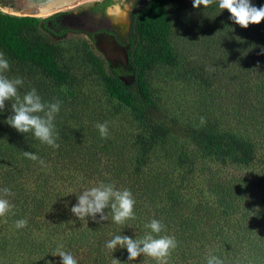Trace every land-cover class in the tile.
Returning a JSON list of instances; mask_svg holds the SVG:
<instances>
[{
	"label": "trees",
	"instance_id": "1",
	"mask_svg": "<svg viewBox=\"0 0 264 264\" xmlns=\"http://www.w3.org/2000/svg\"><path fill=\"white\" fill-rule=\"evenodd\" d=\"M179 1L133 2L135 41L126 51L130 79L93 55L105 93L135 123V132L120 127L107 139L96 125L109 128L114 108L86 105L73 89L59 46L40 31H66L57 15L30 20L0 12V53L10 63L4 75L23 80L21 98L35 88L45 103L61 102L54 121L59 148L7 124L11 101L0 112V198L13 206L0 216V264H60L52 255L57 251L71 254L78 264H157L146 256L128 261L126 248L106 247L116 235L143 238L153 219L165 226L160 235L178 242L168 264H207L209 256L223 264H264V21L236 26L234 32L231 14L218 5L216 122L204 117L190 124L192 146H177L158 119L146 75L156 65L178 64L166 4ZM112 3L96 1L91 9ZM251 3L264 6V0ZM25 151L45 164L25 157ZM102 183L132 192L135 219L117 224L105 209L109 219L97 223L71 212L77 194ZM18 220L27 226L17 228Z\"/></svg>",
	"mask_w": 264,
	"mask_h": 264
},
{
	"label": "rangeland",
	"instance_id": "2",
	"mask_svg": "<svg viewBox=\"0 0 264 264\" xmlns=\"http://www.w3.org/2000/svg\"><path fill=\"white\" fill-rule=\"evenodd\" d=\"M100 1V0H96ZM95 1V2H96ZM134 0H113L106 9V16L98 21L99 14H94L88 19L89 26L71 24L63 21V26L68 27L63 33H51L40 28V31L60 48L61 57L65 67L68 68L74 91L82 95L86 105L110 109L115 113L108 128L109 137L113 131L123 129L135 132V123L128 110L120 108L116 101L109 98L104 91L103 81L93 55L101 57L87 31L91 27L100 25L104 20L111 22L122 38L129 28V11ZM93 5V4H92ZM84 3L72 7H65L59 12L74 10L80 15V20L85 19L84 12L90 6ZM5 1L0 0V12L11 15H22L9 12L5 8ZM113 9L123 12L121 23L111 21ZM166 9L171 22V42L179 56L175 66L156 65L146 75L147 87L151 98L159 107L158 119L164 122L172 132V142L177 146H192L193 140L187 126L201 122L202 118L210 117L216 122V19L218 14V1L204 9L193 7V0L168 2ZM50 14L40 17H48ZM82 15V16H81ZM87 22V20H85ZM234 24V32H237ZM105 66L108 63L104 60ZM109 68L130 79V70L126 75L120 73L124 67L116 61H109ZM65 90L70 87H64ZM85 105V106H86ZM229 123L233 121L227 120ZM160 154V153H159Z\"/></svg>",
	"mask_w": 264,
	"mask_h": 264
},
{
	"label": "clouds",
	"instance_id": "3",
	"mask_svg": "<svg viewBox=\"0 0 264 264\" xmlns=\"http://www.w3.org/2000/svg\"><path fill=\"white\" fill-rule=\"evenodd\" d=\"M216 0H193V7L204 9L215 3ZM219 8L228 10L230 19L243 28L250 24H259L264 21V6L257 7L251 0H218ZM10 69L9 61L0 53V112L5 111L6 101H11L12 115L7 117L6 123L22 134H30L42 143L53 148H59L57 143L58 133L55 131V118L60 112L61 102L45 103L35 88L27 92L22 98L18 93V86L23 85L19 77L9 79L5 72ZM203 122V118H202ZM102 139L109 136L107 123H98ZM25 157L37 161L41 165L45 162L37 155L25 151ZM5 195H11L8 188H4ZM78 195V202L72 206L71 212L80 220L91 217L97 223L109 219V211L112 220L117 224H124L129 219H135V199L128 189H117L113 184H100L82 191ZM7 199L0 198V216H4L12 209ZM105 209H110L105 213ZM99 214V215H98ZM27 226L26 220H18L17 228ZM150 232L143 238H135L128 235H116L106 243V247L113 252L120 249H127L128 261L136 260L140 256L153 258L157 264H168V257L177 247L178 242L174 236L160 235L165 226L156 219L145 225ZM155 234V235H153ZM61 258L60 264H78L77 260L69 253L57 251L52 254ZM116 260H119L116 258ZM53 264V262H52ZM207 264H223V261L216 256H209Z\"/></svg>",
	"mask_w": 264,
	"mask_h": 264
},
{
	"label": "flooded vegetation",
	"instance_id": "4",
	"mask_svg": "<svg viewBox=\"0 0 264 264\" xmlns=\"http://www.w3.org/2000/svg\"><path fill=\"white\" fill-rule=\"evenodd\" d=\"M135 1V0H134ZM133 1V2H134ZM133 5V3H132ZM93 6V5H92ZM92 6L87 8V10L84 12L85 19L80 20V14L74 10H71L69 12H60L56 17L55 21L58 22L60 25L63 26V21H68L71 24H78L82 26H89L88 19L90 16H93L94 14H99L98 21H102L103 18L106 16V8L102 9L99 8L97 11H92ZM132 7V6H131ZM131 14V8L129 11V30L127 33L124 34V36L121 38L119 36L118 31L113 27L111 22H109L107 19L103 21L102 24L91 27L87 31V34L90 36L95 48L101 52L102 57L107 62L108 59H115L124 53L133 45L135 41V35L131 30L130 27V15ZM82 16V15H81ZM87 20V22L85 21ZM114 21L112 18L111 21ZM47 24L51 26V20L47 21ZM68 28V27H67ZM55 31H58V28H54ZM108 63V62H107Z\"/></svg>",
	"mask_w": 264,
	"mask_h": 264
},
{
	"label": "water",
	"instance_id": "5",
	"mask_svg": "<svg viewBox=\"0 0 264 264\" xmlns=\"http://www.w3.org/2000/svg\"><path fill=\"white\" fill-rule=\"evenodd\" d=\"M5 1V8L7 10H10L9 12H14L19 14V12L22 14L20 16L27 15L30 20H34L37 18H40L42 16H45L44 12L56 14L58 15L59 9L61 6H64L66 4H69L71 2H74L76 0H4ZM96 0H82L85 7L94 4ZM116 61L118 60L119 63L124 67L122 75H126L128 73V70L130 68L127 65V55L126 52L124 55L115 58V59H108V67H109V61ZM130 76H131V70H130Z\"/></svg>",
	"mask_w": 264,
	"mask_h": 264
},
{
	"label": "bare ground",
	"instance_id": "6",
	"mask_svg": "<svg viewBox=\"0 0 264 264\" xmlns=\"http://www.w3.org/2000/svg\"><path fill=\"white\" fill-rule=\"evenodd\" d=\"M80 3H83L82 0H76L74 2L66 4L64 6H61L59 10L65 8V7H67V8L68 7H72V6H75V5L80 4ZM113 10L114 11H112V14H111L112 18L114 19L115 22L118 21L119 23H121L122 19L124 18L123 17V12L118 10V9H113ZM44 14L47 15V14H50V13L44 12Z\"/></svg>",
	"mask_w": 264,
	"mask_h": 264
}]
</instances>
